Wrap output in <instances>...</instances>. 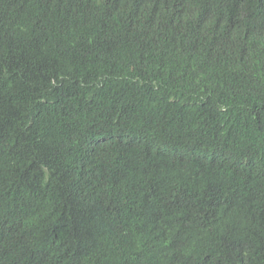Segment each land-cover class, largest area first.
<instances>
[{"label":"trees","instance_id":"trees-1","mask_svg":"<svg viewBox=\"0 0 264 264\" xmlns=\"http://www.w3.org/2000/svg\"><path fill=\"white\" fill-rule=\"evenodd\" d=\"M0 264H264V0H0Z\"/></svg>","mask_w":264,"mask_h":264}]
</instances>
